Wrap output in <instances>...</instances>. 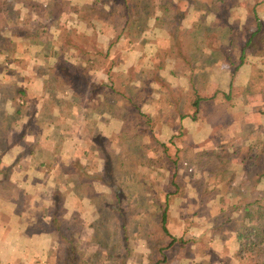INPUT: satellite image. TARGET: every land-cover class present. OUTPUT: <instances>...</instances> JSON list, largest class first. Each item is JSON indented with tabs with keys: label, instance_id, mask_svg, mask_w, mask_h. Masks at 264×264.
I'll return each mask as SVG.
<instances>
[{
	"label": "crops",
	"instance_id": "0c3cea01",
	"mask_svg": "<svg viewBox=\"0 0 264 264\" xmlns=\"http://www.w3.org/2000/svg\"><path fill=\"white\" fill-rule=\"evenodd\" d=\"M171 1L177 2L189 18L182 25L183 31L202 20L204 11L191 4L195 0ZM111 10L110 0H0V171H10L13 192L10 200L0 197V264H62V242L55 218L62 226V234L69 228L75 240L83 238L81 225L87 222L85 217L92 219L83 191L93 184L79 181L81 171L103 170L104 153L92 138L97 134L109 137L120 133L126 121V116L120 114L134 110L131 95L121 94L115 105L122 108L117 111L113 103L98 113L92 112L86 120L79 118L81 99L68 83L73 76L62 69L66 64L91 69L94 65L91 77L104 81L116 78L133 87L145 99L141 111L157 119L158 137L163 143L169 144L181 129L184 134L175 142L186 137V143L177 144L193 149L197 156L209 150L225 156L229 153L227 171L219 166V161L210 168L223 172L222 175L235 174L233 180L227 176L223 181L221 190L227 203L221 204L220 214L213 217V223L220 217L223 226L219 233L220 252L211 243V250L192 258L188 254L189 244L185 249L177 244L167 255L169 264H245L237 257L240 246L234 220L245 218L251 223L256 214L252 208L260 205L259 195L264 193V130H259L264 118L257 107L238 97L239 89L247 88L240 82L245 67L251 64L233 75L235 67L230 62H219L208 52L204 66L206 83L200 93L205 101L199 120L193 121L190 81L181 70L178 72L176 49L161 34L167 31L166 24L160 22L158 28L137 35L125 34L106 60H100L94 51L83 55L75 43L66 40L85 36L95 38L97 48H106L116 25L108 24L102 30L99 17ZM163 13L160 6L156 15L161 17ZM183 49L191 56L198 53L196 44L185 43ZM241 51L240 42L232 48V58H240ZM100 61L106 64V70L98 68ZM220 64L233 68L224 77L227 84L220 76H210L213 66ZM165 83L171 84L176 102H166L170 93L166 92ZM217 92L218 97L210 100ZM219 92H232V102L223 101ZM225 145L231 146L223 152ZM231 147L238 151L230 153ZM254 157L258 160L249 159ZM18 192L32 197L21 202L14 196ZM55 193L59 195L58 202ZM232 207L239 208V212L230 215ZM55 209L58 215L54 218ZM184 234L179 238H188ZM177 252L178 258H173L171 254Z\"/></svg>",
	"mask_w": 264,
	"mask_h": 264
},
{
	"label": "trees",
	"instance_id": "16d2710c",
	"mask_svg": "<svg viewBox=\"0 0 264 264\" xmlns=\"http://www.w3.org/2000/svg\"><path fill=\"white\" fill-rule=\"evenodd\" d=\"M170 1L171 0H110L112 10L107 13L108 15L104 13L99 17L102 30H104L108 24L116 25L115 30L111 33V37L109 38L110 41L106 48H101V46L97 48L94 46L95 44L93 41L95 38L91 40L89 37L81 36L80 38L77 37L76 39L71 38L66 40H70L72 44L75 43L74 45L77 46V50H79L81 54L90 55L95 52L100 60H106L112 50L119 46L125 34L130 33L137 35L145 30L158 28L160 22H162L163 25L166 24L167 31H163L161 34L165 37V40L170 43V46L176 49L178 72L181 70L184 76H188L189 78L193 95L191 107L194 112L190 114V118L193 121H198V114L205 101L200 93L202 91V86L206 83L204 66L207 64L206 58L209 56L207 54L208 52H210L212 57L217 58L219 62H230L235 67L233 75L246 64H258L256 59H258L259 54L264 49V29L260 24L258 14L260 12L259 9L264 6V0H206L207 3L204 5L201 1L195 0L191 4H193V6L195 5L196 9L201 8L204 14L200 17L202 20L199 19L200 21L194 22L193 25H191V29L187 32L182 30V25L189 20L187 14L182 12L183 9L180 5L178 6L177 2L174 4ZM231 1L234 2V4L231 3ZM179 3L181 4V1ZM160 6L163 7L164 16L157 17L156 13ZM173 8H176V13H174V15L172 14ZM244 13L248 16H253L257 20L258 25L255 31H251L245 23L246 20L242 18ZM236 23L238 27H236ZM238 31H245L247 36L245 41L241 43L242 51L240 58L235 60L231 56V50L234 46L240 45V41H238L236 35ZM158 33L160 32L158 31ZM159 39H161L160 36ZM185 43L196 44L198 46V53L194 56L186 53L183 49V44ZM200 59L203 60L201 64L199 63ZM103 67L106 70V64L100 61L98 68L101 69ZM62 69L73 76L72 79L68 80V83L76 89L78 98L81 99L77 112L79 118L83 117L86 120L92 112L98 113L102 109L112 106L121 94H126V96L131 95L129 97L134 110L120 114L121 116H126L123 130L120 133L111 134L109 137L97 134L92 138L104 153L105 161L103 170L79 172V181L85 182L88 180L99 185V188L107 190L105 194L99 193L103 200L97 210L98 217L93 221L90 217L86 216V220L84 221L87 222L82 223L81 227L83 228V226L90 225V228H96V226L102 222L101 218L103 219L104 212L110 213L111 216L116 219L113 223L117 224L119 229L118 233L121 234V245L117 247L120 251L117 250V252H114L113 250L108 253L106 252V263L115 264L116 262L117 264H131L130 261L135 256V252L134 247L130 246L132 238L129 225V213L132 207H140L142 203H139L137 200L132 201L127 195L125 197L126 193L121 189L120 183H118V172L116 171L128 170V164L124 159V155L127 154V158H129L133 152H129V150L126 151L125 149L122 150L120 155L122 154L123 156H119L118 161L113 148L115 138L120 139L123 143L131 144L132 141H130V139L132 135H129L130 130H134V137H141L143 134L142 127H146L151 138L158 144L166 143H163L158 137L160 129L157 128V119L155 116L153 117V114L151 115L148 114V112L144 113L141 111L145 99L142 98L139 92L134 91L132 89L133 87H127L116 78L115 80L111 78L109 81H104L91 77V73L94 71V65L93 69H91V66L89 68L82 66L70 67L69 64H66L62 66ZM153 77H155V74ZM165 84L164 88L166 92L170 93L169 97L166 99V102L169 104L171 101H174L177 96L173 93L171 84ZM219 94L223 95V101L227 103H231V97H234L232 92L230 95L220 92ZM217 97L218 92L210 100H215ZM88 109H90V111H88ZM131 114L147 123L141 126L133 125L132 119L130 118ZM178 131L179 134H176L170 140V143L175 145V154H169V147H167V144L165 146L167 147L166 150H168L170 157L169 163L172 165V168L167 169V171H171L169 180L174 190L171 189L167 192L166 198L158 203L159 210L155 214L157 219V231L139 233V236L142 237L141 239L145 240L149 248V255L147 258L148 264H169L167 251L177 244L183 249L187 248V244H189V239H187V237H176L169 229L171 218L170 206L179 194V184L176 180L179 177L180 169L183 168L185 171H193L192 168L195 166H199V168L204 170H206L207 167L210 169L211 165L207 159L211 157L215 158L212 164L214 165L219 161V166L222 167L224 171H227V167H229L230 164V161H228L229 153L225 156L219 155L218 152L213 151L199 153L197 157L200 161L198 162L199 164L196 163V156H190L191 153H193V149L180 147L176 144L175 140L184 134L183 130L179 129ZM230 146L231 145L223 146L225 148L223 152H226ZM249 159L252 161L258 160L255 157ZM9 173L10 171H0V197L4 198V200H10L9 198H11L13 194L9 184ZM231 175L232 176H227L231 177V180H233L235 174ZM14 196H17L21 202L24 201L25 203L26 200H30V197H32L30 195L27 197L19 192L15 193ZM54 198L57 202L59 201V195L57 193L54 194ZM32 199L33 198H31V200ZM25 208L26 207L23 209ZM233 212H239V208L232 207L229 214L231 215ZM57 215L58 209H55L54 218L57 217ZM254 219L257 224H255L256 222L253 223ZM55 222L60 232L62 242V246L59 248L62 264H93L87 259L88 249H84L82 246L81 241L85 239V237L83 236L82 240H75L69 228L65 231V235H63L60 230L62 226H59L57 218H55ZM76 227L78 228V225ZM233 229L236 232V242L240 246L237 257L245 263L247 247H250L251 250L256 252L264 246V221L260 216H252L251 223L247 222L245 218L235 219ZM93 238L98 239L99 236L95 234L91 239Z\"/></svg>",
	"mask_w": 264,
	"mask_h": 264
},
{
	"label": "rangeland",
	"instance_id": "374dc122",
	"mask_svg": "<svg viewBox=\"0 0 264 264\" xmlns=\"http://www.w3.org/2000/svg\"><path fill=\"white\" fill-rule=\"evenodd\" d=\"M231 3L234 4L232 1ZM259 11L260 24L264 29V6H262ZM244 14L242 18L246 20L245 23L251 31H255L258 25L257 20L253 16ZM235 25L238 27L237 23ZM236 35L238 41L242 43L245 41L247 33L245 31H238ZM150 38H152V36H150ZM258 59H256L257 65L251 64L245 67L241 78L243 81L240 83L248 89H239L238 97L242 102L257 107L263 116V120L264 49L259 54ZM231 71H233L232 66L220 64V67L213 66L210 76L217 75L225 81L226 79H224V77ZM227 83L228 82L225 81V84ZM114 107L115 111H117L118 107L122 108V106H116L115 104ZM130 118L132 119V124L135 126H141L147 123L133 114L130 115ZM262 123L263 124L259 125V130H264V121ZM250 127L253 126L250 125ZM142 131L143 134L141 137H134L135 132L131 129L129 133L130 136L132 135L130 139V141H132L131 144L123 143L120 139L115 138L113 147L117 160L119 156H123L122 154L120 155L122 150L125 149L126 151L129 150V152H133L129 158H127V154L124 155V159L128 164V170L116 171L119 173H117V178L118 183L121 185V189L126 193L125 197L127 195L132 201L137 200L139 203H142L140 207H132L129 213V225L132 238L130 246L134 247L135 252V256L130 261L131 264H148L147 258L149 255V248L145 240L141 239L142 237L139 236V233L157 231V219L155 214L159 210L158 203L166 198L167 192L171 189L174 190L169 180L171 171H167V169L172 168V165L169 163V154H175V145L170 142L167 144V147H169L168 154V150H166L167 147H165L166 144H158L152 139L146 127H142ZM261 137L260 134L259 138ZM182 141L186 143V137L183 140L179 139V144H182ZM237 151V147H231L230 153L234 154ZM102 155L99 154L100 157ZM190 156H196V163L200 161L197 157V153H191ZM214 160V157L207 159L211 168L214 167L212 164ZM192 170L193 171H185L183 168L180 169L179 177L176 180L179 184V194L170 206L171 218L169 229L176 237L182 235L183 232L185 233L184 235L188 236L187 239H189L190 245L188 254L194 258L198 253L211 250V243L215 245L214 249H217L216 252L220 250L222 245L220 234L223 232V226L221 225L220 217L216 218L215 223H213V217L220 214L221 204L225 205L227 203L226 199L223 200L221 185L224 180L226 181L228 174L224 173L225 175H222L221 171H210L208 167L204 170L199 168V166H195ZM253 179L254 181L256 180L255 177ZM91 183L93 186L90 184L88 189L83 191V195L84 200L89 204L92 220L95 221L98 217H96V208L101 205L103 200L100 194L107 193V190L99 188V185L94 182ZM263 190L264 183L262 184V191ZM259 198L260 205L253 207L252 211L256 213V217L260 216L264 221V193L259 195ZM103 216V219L101 218L102 222L96 226V228H90V225L83 226L84 230L82 234L85 239L81 241L82 246L84 249H88L87 259L93 264H111L106 263L105 255L109 251L114 250V252H117V250H119L117 247L121 245V234L118 233L119 229L117 224L113 223L116 219L107 212H104ZM255 222L256 220L254 219L253 223ZM255 224H257V222ZM95 234L98 235L99 238L91 239ZM246 251V264H264V246L256 252L251 250L250 247H247ZM171 255L173 258H178L179 252ZM192 261L196 263L195 259ZM176 263L179 264L178 261H176ZM115 264L117 263L115 262Z\"/></svg>",
	"mask_w": 264,
	"mask_h": 264
}]
</instances>
